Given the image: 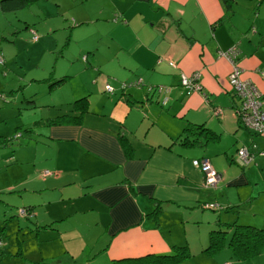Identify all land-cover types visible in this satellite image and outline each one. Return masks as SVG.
<instances>
[{
  "label": "crops",
  "instance_id": "0c3cea01",
  "mask_svg": "<svg viewBox=\"0 0 264 264\" xmlns=\"http://www.w3.org/2000/svg\"><path fill=\"white\" fill-rule=\"evenodd\" d=\"M230 1L234 3L231 4ZM236 2L237 0H96L90 3L89 0H71L72 6L69 10H72L73 5H76V8L82 6L80 10H102L100 16L103 17L99 18L98 24H103L108 19L110 21L105 22L108 36L103 29L97 30L103 37L107 36L106 41L98 40L95 46L94 43L92 45L85 43V47L81 49L83 52L86 51L87 55L85 69L92 73L99 72L98 92L93 94L94 91H90L77 96L73 101L56 103L55 110L59 111L58 114L63 115V110L72 114L73 111L77 112L73 108L74 101L84 96L88 98L87 110H83L82 107L78 111L81 113L80 117L63 118L56 121L59 123L57 125L74 127L83 121L84 116L87 119L91 115L99 124L103 122L108 125L109 129H103L108 134L105 133V137L100 138V141L109 143V152L117 147L126 160H135L132 162L133 167L130 161L127 162L130 169L125 171V179L103 185L99 191H94L93 185H90L89 189L85 187L86 195L93 192L100 200V205L107 208L103 212L107 214L108 231L112 234L109 235L110 242L100 248L98 253L95 252L97 254L94 258L91 257L95 260L101 252L107 255L97 264H134V260L144 259L147 260L139 263L157 264L153 257L173 253L178 245H188L189 255L182 261L172 264H200L201 258L212 260V257L204 255L206 245L201 249L193 246L188 238L177 239L175 242L167 239L164 225L159 218L161 213L171 212L170 208L163 204L170 200V197L179 198L180 202L186 201L173 214L181 218L178 223L203 222L208 215L212 231L215 229L230 231L235 224L264 229L262 194L264 190H261L259 195H254L256 193V187L252 186L254 179L247 169L235 166L238 149L246 146L254 153L253 162L256 163L254 167L263 169L264 155L261 152L264 150V137L240 123L237 114L239 98L229 82L232 64L219 54L220 50L239 46L241 52L238 63L242 68L241 76L257 85L264 101V47L260 41L261 23L254 21L256 2H251V6L245 5V8L249 9L248 17L245 8L237 10V7L240 9L241 7L237 6ZM240 14L246 16L237 18ZM79 25L83 24L74 26L70 22L62 26L56 24L51 33L71 29L73 37V29ZM103 28L105 29L104 26ZM257 40L260 41L259 44ZM33 41H41V36ZM101 45L111 52V61H116L120 65L118 71L112 69L107 71L106 58L97 54ZM170 62H175L177 66H172ZM182 72L188 76L200 72L203 91L188 94L181 83ZM57 75L47 80L52 83V80L57 78L70 76L65 81L67 82L73 78L70 72ZM106 75L113 76V80H109ZM138 79L141 80L140 84L126 89L121 88L123 82H134ZM108 83L116 87L113 93L106 91ZM160 84L167 89L161 92H153L155 90L150 89V86ZM96 104H100V107ZM2 107L5 106L1 105L0 108ZM29 125V123L25 125L31 128L29 132L27 131L28 134L48 137L46 131L38 129L34 131L35 126ZM188 126L190 130L186 131L185 128ZM200 126L209 130L203 131ZM27 133H23L20 139H26ZM52 134L55 136L56 132L52 131ZM6 135L10 136V133ZM70 139L74 141L72 137ZM29 145L21 143L13 147ZM89 149L86 151L93 159L96 157L103 159L100 157V154L104 155L103 153L95 154ZM58 156L60 161L47 159L48 162L41 163L39 168H31L30 175L25 174L29 187L7 192L2 189V171L8 172L12 165H17L25 173L22 167L28 164L31 158L18 156L16 163L8 165L3 163L6 166L2 169V152L0 153V217L2 200L9 203L8 199L15 196L17 207H28L30 212L35 211V215L29 216L28 220L31 226L41 230L38 235H49L43 241L59 238L56 231L48 230L50 228L59 230L61 239L70 234L67 233L68 227L64 226L61 229L64 219H57L59 215H54L50 221L37 209L48 207L50 210L55 205L61 206L66 199L64 191L59 195L49 196V193H53L51 189H56V186L49 187L50 184H56L60 178L52 179L50 182L45 180L44 184L36 181V173L40 170L44 172L47 169H55L63 172L61 169L64 167L65 159L60 153ZM197 158L208 159L224 175L216 187H210L216 190L215 199L204 196L208 191L203 189L210 188L204 185L206 175L195 163ZM33 165L36 167V160ZM262 186L264 183L260 188ZM164 187L177 189L168 190ZM250 187L253 193L250 198L239 203L220 205V210H214V213L201 206L206 202L207 204L212 201L218 202L219 193L224 188H228V197L231 199L234 190L243 194ZM59 188L58 186L57 189ZM189 194L192 196H188ZM203 198L210 201H202ZM192 201L193 204L188 203ZM159 205L163 207L162 212H156ZM93 206L97 204L94 203ZM57 209L54 212H64V206ZM241 210L253 213L241 220L239 215L243 213ZM47 212L48 210L44 213ZM16 215L17 213H14L13 216ZM99 221L101 218L98 216L96 223ZM1 236L2 231L0 238ZM204 243L205 240L202 246ZM68 250L71 249L68 247ZM263 250L258 255H262ZM2 251L0 248V257ZM126 259L131 261L124 262ZM93 260H90L89 264H92ZM53 261L56 264L59 262L56 258H53ZM225 261L227 260L219 264ZM207 263L214 264L212 261Z\"/></svg>",
  "mask_w": 264,
  "mask_h": 264
},
{
  "label": "rangeland",
  "instance_id": "374dc122",
  "mask_svg": "<svg viewBox=\"0 0 264 264\" xmlns=\"http://www.w3.org/2000/svg\"><path fill=\"white\" fill-rule=\"evenodd\" d=\"M95 1L89 0L90 3ZM251 2H256L253 13L255 16L254 21L261 23L260 41L264 47V0H237L235 4L241 7V9L237 7V10L240 11L244 10L242 7L245 8V5L251 6ZM230 3L232 4L234 1H230ZM10 5V8L3 9L2 0H0L1 61L3 58V63H0V106H5L0 108L2 169L9 163H16L18 156H29L31 159L28 164L22 167L25 173L17 165H12L8 172L2 171V189L10 192L29 187L25 174L30 175L31 168H39L41 163L46 164L48 162L47 159L60 161L58 159L60 153V156L65 159L64 167L61 169L63 172L49 169L54 171L55 174L44 178L43 171L40 170L36 173V181L39 184H44L45 180L50 182L52 179L60 178L56 184H50L49 187L56 186V189L52 188L51 192L53 193H49V196L59 195L61 191H64L66 199L64 203L59 201L62 204L61 206L55 205L50 210L48 207H38L37 209L41 212V215H46L50 221H52L54 215H59L57 219H64L61 229L64 226L68 227L67 233L70 234L61 239L59 230L50 228L48 230L56 231L59 238L43 241L49 235H38L41 230L31 226V222L28 220L29 215H35V211L21 213L22 207H17L16 197L11 196L8 199L9 203L2 200L0 248L4 252L2 251L0 264H56L53 258H56L62 264H89V261L93 260L92 258L98 253L97 251L110 242L109 235L112 234L108 231L107 214L103 212L107 208L100 205V200L93 192L86 195V188L89 189L90 185H93V190L99 191V188L103 185L113 184L125 179V171L130 169L127 162L130 161L133 167L132 162H135V160H126V157L120 153L117 147L114 148V151L109 152V143L100 141V138L108 134L103 130L109 129L108 125L103 122L99 124V121L91 118V115L87 119L84 116L83 121L74 127H68L67 125L59 127L57 125L59 123L55 119L57 120L61 114H58L59 111L55 110V104L73 101L77 96L90 91H94L93 94L98 92L100 85L98 82L99 72L92 73L85 69L87 65L84 63L86 62V51L83 52L81 49L85 47V43H91V45L94 43L95 46V42L98 40L106 41L108 33L105 22L109 23L110 20L98 24L99 18L103 17L100 16L102 10H80L83 7L78 6L76 8V5H73L72 10H69L72 6L71 0H20V2L10 3ZM247 10L249 9L244 10L246 15ZM257 10H259L258 14ZM246 15L240 14L237 18ZM68 22L72 23V26L83 24L73 29V37L71 29L51 33L54 25L62 26V24ZM100 29H103L107 36L104 34L103 37V34L98 33L97 30ZM34 31L38 36H41V41H33ZM260 41L257 40L258 44ZM97 54L106 58L107 71L110 69L118 71L120 65L116 61H111V52L105 46L101 45ZM62 72H70L73 78L62 84H58V79L52 80L55 81L53 84L50 80H47V78L50 79ZM106 76L109 80L114 78L113 76ZM107 82L110 81L107 80ZM111 85L114 86V84ZM114 88L116 87L114 86ZM84 89L89 90L85 91ZM96 106L100 107V104H96ZM64 113L63 110L62 114ZM28 123L29 126H35L38 131H46L48 137L40 134H28L27 126H25ZM52 131L56 132L55 136ZM22 132L27 133V137L28 135L31 136V139L26 143L31 145L14 148L13 146L17 144L16 138ZM5 133H10L14 140H7L4 137L7 136ZM59 133L64 135L62 136ZM50 135L54 136L53 139ZM71 137L74 141H71ZM26 140L23 139V142ZM87 148L93 150L95 154L101 152L105 156L100 154L103 159L97 157L93 159L86 151ZM15 153H18V155ZM197 159L202 160L204 158ZM35 160L36 167L33 165ZM253 161L251 165L244 168L248 170L249 175L254 179L252 186L256 187L254 195L257 196L261 193V190H264V186L260 188V185L264 183V168H255L256 163ZM3 163H6V165ZM236 164L238 165H235L236 167H243L238 163ZM51 166L53 167V165ZM252 167L254 168L251 169ZM200 169L202 170L201 167ZM58 186L59 189H57ZM164 188L168 190L177 189L174 187ZM203 190L208 191L207 194H204L206 198L215 199L216 190L211 188ZM251 192V187L243 194L234 190L231 199H229L228 188H224L219 193L218 202L212 201L211 203H216L219 206L230 205V202L239 203L250 198L253 194ZM262 194L264 195V193ZM188 196H192V194ZM206 198H203L202 201H210ZM169 199L163 204L166 205V208H170L171 212L161 213V218H159L164 225V233L167 239L175 242L177 239L188 238L193 246L203 249L206 245L204 247L206 248L211 240L210 235L212 232L207 219L208 215L205 216L203 222L178 223L181 218H177L173 214L186 201L180 202L179 198L173 197ZM94 203L97 206H93ZM188 203L193 204L194 201ZM19 205L21 206V204ZM63 206V213L54 212L58 210V207L62 208ZM153 207H151V210ZM47 210L48 212L44 213ZM209 210L214 213V210ZM14 213H17V215L13 216ZM250 213L251 211L239 213L241 220H244ZM98 216L101 221L96 223ZM32 224L34 225V223ZM231 233L232 229L225 235L224 244L220 249L208 252L204 250L205 256L213 258L212 260L208 259L209 261L214 262V264L222 263L224 260L227 261L223 264H264V250L262 255L253 258L240 257L229 245ZM204 240L205 243L202 246ZM68 247L71 249L70 251ZM178 249L181 250L179 247ZM95 252L97 253L95 254ZM106 257L107 255L101 252L91 263L97 264L102 258ZM201 259L200 264H210L207 263L209 261L205 258Z\"/></svg>",
  "mask_w": 264,
  "mask_h": 264
},
{
  "label": "built area",
  "instance_id": "2783aa9c",
  "mask_svg": "<svg viewBox=\"0 0 264 264\" xmlns=\"http://www.w3.org/2000/svg\"><path fill=\"white\" fill-rule=\"evenodd\" d=\"M38 38L39 36L36 32H34L33 39L38 40ZM240 52L241 50L239 49V46L236 45L225 50H220L219 54L229 60L232 64V72L230 74L229 82L231 87L234 89L235 94L239 98L238 116L240 123L264 137V109L262 92L253 81L242 78V68L238 63ZM85 59H87V56ZM0 63H3V58L2 61L0 59ZM170 63L174 67L177 66L175 62ZM200 76V72H195L192 76H188L183 72L181 73V83L187 89L188 94L195 91H203V87L200 84ZM140 83V79L135 82H123L122 88L126 89L129 86L138 85ZM105 88L109 93H113L115 91L114 86L110 83H108ZM261 153L264 154V150ZM253 160L254 153H252L246 146H242L238 149L237 156L235 157L236 163L244 167L251 164ZM195 163L202 168L206 175L205 186L216 187L217 184L223 180V173L216 169L208 159H195ZM45 174L48 175L51 174V172L46 171ZM205 206L213 209L221 207L216 203L206 204ZM21 211V213H26L23 208Z\"/></svg>",
  "mask_w": 264,
  "mask_h": 264
},
{
  "label": "trees",
  "instance_id": "16d2710c",
  "mask_svg": "<svg viewBox=\"0 0 264 264\" xmlns=\"http://www.w3.org/2000/svg\"><path fill=\"white\" fill-rule=\"evenodd\" d=\"M20 2V0H2V8L3 9H8L10 8V3H15V2ZM33 1V0H32ZM228 1V0H227ZM36 32V31H34ZM87 56V55H86ZM86 60V59H85ZM70 76H64L62 78H57L58 79V84L60 83H63L67 80V78H69ZM56 79V80H57ZM53 82L55 81H52L51 84H53ZM154 87H152L153 89ZM165 99V98H164ZM262 100H263V94H262ZM87 101H88V98L86 96L84 97H80L78 98L76 101H74L73 103V108L75 110H77V112L73 113L72 111V114L71 113H64L63 115H61L64 119H68V118H78L80 117V112H78L79 110L82 109L83 107V110H87ZM163 103H164V100H163ZM83 105V106H81ZM239 108V106L237 107ZM238 110V109H237ZM237 114H238V111H237ZM59 116L58 119L55 121H61L63 118ZM238 119H239V116H238ZM190 126L186 127V131L190 130L189 128ZM203 130V131H207L209 130L208 128H205L203 126H200ZM28 132L29 130H31V128H27ZM34 131H36V128L33 129ZM199 130V129H198ZM23 135L20 134L19 137L16 138V141L17 144H26L28 143L29 139H30V136H25V138L27 139L26 141L23 142L21 138V136ZM5 138H7V140H10V141H13L14 138L11 137V136H4ZM199 137V136H198ZM6 140V141H7ZM22 140V142H21ZM185 140H188L191 142V140L189 139H185ZM193 141V140H192ZM194 142V141H193ZM192 142V143H193ZM16 144V145H17ZM251 165V164H249ZM249 165H246L244 167H247ZM46 171H50L51 174H48L46 175ZM43 175L44 177H47L49 175H53V172L49 169L47 170H44L43 172ZM206 205V204H205ZM204 204L201 205L203 207V209H212V210H220V208H207ZM23 209H25L26 213H30V210L28 209V207H22ZM21 208V209H22ZM163 211V207L162 205H159L157 208H156V212H162ZM31 216V215H29ZM228 231L229 230H222V229H215L211 232V240L208 242V245L207 247L205 248V250L208 252V251H213V250H218L220 249L223 244H224V239H225V235L228 234ZM1 241V240H0ZM229 245L236 251V253L239 254L240 257L242 258H245V257H254L258 254H260L263 250V246H264V229H261V228H256L252 225H245V224H235L233 229H232V233H231V236H230V243ZM181 248L180 249H178ZM189 255V252H188V245H181V246H176L175 247V250L173 253H170V254H162V255H159L157 256V258H154L153 257V261L157 264H172V263H178L180 261H182L183 258L187 257ZM147 259H144V260H134V264L142 262V261H145ZM128 261H131V260H124V262H128Z\"/></svg>",
  "mask_w": 264,
  "mask_h": 264
},
{
  "label": "water",
  "instance_id": "95a60500",
  "mask_svg": "<svg viewBox=\"0 0 264 264\" xmlns=\"http://www.w3.org/2000/svg\"><path fill=\"white\" fill-rule=\"evenodd\" d=\"M152 87H154L153 89H152ZM160 88V89H159ZM166 87L165 86H162L161 84L160 85H157V86H150V89H152V90H155V91H153V92H157V91H159V92H161V91H163L164 89H165ZM167 89V88H166ZM151 91V90H150ZM152 92V91H151Z\"/></svg>",
  "mask_w": 264,
  "mask_h": 264
}]
</instances>
